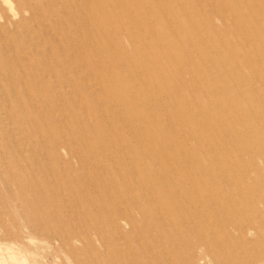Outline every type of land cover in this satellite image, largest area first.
I'll list each match as a JSON object with an SVG mask.
<instances>
[{
  "label": "rangeland",
  "instance_id": "rangeland-1",
  "mask_svg": "<svg viewBox=\"0 0 264 264\" xmlns=\"http://www.w3.org/2000/svg\"><path fill=\"white\" fill-rule=\"evenodd\" d=\"M152 240L264 264V0H0V264Z\"/></svg>",
  "mask_w": 264,
  "mask_h": 264
},
{
  "label": "bare ground",
  "instance_id": "bare-ground-1",
  "mask_svg": "<svg viewBox=\"0 0 264 264\" xmlns=\"http://www.w3.org/2000/svg\"><path fill=\"white\" fill-rule=\"evenodd\" d=\"M11 4V3H10ZM57 7V6H56ZM27 91V90H26ZM59 104V103H58ZM130 108H132V107H130ZM61 128V127H60ZM189 134V133H188ZM155 136V135H154ZM204 139V138H203ZM153 141V140H152ZM100 144H101V142H100ZM96 146V145H95ZM223 154V153H222ZM153 158V157H152ZM156 160V159H155ZM153 161H154V159H153ZM155 162V161H154ZM149 172V171H148ZM142 173V172H141ZM144 174V173H143ZM145 175V174H144ZM236 175V174H235ZM160 177V176H159ZM152 179V178H151ZM136 180V179H135ZM153 180V182H154V179H152ZM161 179H158V181L159 182H161V185H162V181H160ZM138 181H140V179L138 180ZM155 181H157V180H155ZM146 182H148V180L146 181ZM145 182V183H146ZM158 182V183H159ZM134 183H136V182H134ZM139 183V182H138ZM143 183V182H142ZM149 185V184H148ZM156 185H157V183H156ZM143 188V187H142ZM84 190V189H83ZM182 193L183 194H185L184 192H183V190H182ZM164 194V193H163ZM171 199V194H169L168 193V195H166V196H164L163 197V199H161L160 201L159 200H151V204H155V203H158V202H160V203H163V204H165V203H167L169 200ZM119 205V204H118ZM172 225V224H171ZM65 227V226H64ZM135 228V226H134V224L132 223V222H125V225H124V228L123 229H120V227L119 226H117L116 227V231H119L118 233L120 234V233H127L126 232V230H128V229H130V230H132V229H134ZM119 234H118V236H119ZM127 235V234H126ZM121 236V235H120ZM119 236V237H120ZM124 236H125V234H124ZM126 237V236H125ZM77 239V238H76ZM115 248V247H114ZM145 249L142 251L143 253H141V254H143L144 255V259H145V261H144V263H142V264H173L172 263V260L174 261V260H176V258L175 259H172L171 260V257L172 256H167L166 254H165V250H166V248H167V245H165V243L164 242H159V241H154V240H152V241H149L147 244H146V246L144 247ZM121 250V249H120ZM117 251V250H116ZM119 251V250H118ZM139 251V250H138ZM112 252V251H111ZM121 252V251H120ZM141 252V251H140ZM140 252L138 253V254H140ZM115 253V252H114ZM114 253H113V255H114ZM136 253V252H135ZM175 253V252H174ZM122 254V253H121ZM125 255H126V252L124 253ZM129 254H131V252L129 253ZM141 254H140V256H141ZM111 255V254H110ZM117 255H119V256H121L120 255V253L118 252V254ZM117 255L115 254V257L114 258H112V259H110V260H114L115 261V263L116 264H122V260L124 261V258H120V257H117ZM132 255V254H131ZM135 255V254H134ZM243 255V254H242ZM112 256V255H111ZM125 257V256H124ZM132 257V256H131ZM134 257H136V256H134ZM176 257V256H175ZM109 259V258H108ZM135 259V258H134ZM131 260V259H130ZM133 260V259H132ZM109 261V260H108ZM113 261V262H114ZM126 261H128L129 262V258L128 259H126ZM125 261V264L127 263ZM194 261V260H193ZM143 262V261H142ZM175 262H178V261H175ZM133 263V262H132ZM134 264V263H133ZM136 264V263H135ZM137 264H140V263H137ZM176 264H178V263H176ZM190 264V263H189ZM218 264V263H217ZM254 264V263H253Z\"/></svg>",
  "mask_w": 264,
  "mask_h": 264
}]
</instances>
